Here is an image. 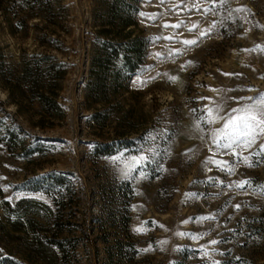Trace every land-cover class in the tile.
<instances>
[{
	"label": "rangeland",
	"instance_id": "obj_1",
	"mask_svg": "<svg viewBox=\"0 0 264 264\" xmlns=\"http://www.w3.org/2000/svg\"><path fill=\"white\" fill-rule=\"evenodd\" d=\"M63 2L68 21L59 56L68 67L58 100L65 115L34 126L36 114L16 113L0 87V117L25 137L11 156L0 145L2 197L51 204L48 190L77 208L75 264H264V158L253 155L264 140L251 149L222 148L214 132L223 121L205 122L209 108L215 115L219 105L225 116L239 106L232 97L264 93V51L257 48L264 46V0H140L137 21L148 44L124 96L142 133L104 155L97 150L115 137L118 113L105 126H89L84 86L93 0ZM33 34L20 41L0 28V52L15 60L20 47L36 45ZM245 180L251 185L236 186Z\"/></svg>",
	"mask_w": 264,
	"mask_h": 264
},
{
	"label": "trees",
	"instance_id": "obj_2",
	"mask_svg": "<svg viewBox=\"0 0 264 264\" xmlns=\"http://www.w3.org/2000/svg\"><path fill=\"white\" fill-rule=\"evenodd\" d=\"M139 1L93 0L94 38L88 49L84 86L85 105L92 111L89 126H105L110 114L118 113L115 137L97 150L101 155L130 143L132 133H137V137L142 133L130 116L131 105L124 96L129 91V80L142 69L148 44L137 21ZM67 17L68 7L63 0H0V28L20 41L33 30L36 42L31 50L20 47L15 60L0 52V87L7 92L16 113L29 117L36 114V118L29 119L40 128L53 125L65 115L58 98L68 67L59 56L64 53L62 34L67 31ZM95 105H101L103 110ZM19 133L0 117V145L10 156L18 151L19 144H25V137ZM62 180L61 176L55 178L56 183ZM120 188L121 195L129 191ZM44 191L51 197V204L28 196L12 203L2 197L0 188V264H75L77 261L81 241L73 233L77 208L67 204L62 195ZM120 222L126 229L128 215L120 214ZM118 243L130 245L128 240Z\"/></svg>",
	"mask_w": 264,
	"mask_h": 264
},
{
	"label": "snow or ice",
	"instance_id": "obj_3",
	"mask_svg": "<svg viewBox=\"0 0 264 264\" xmlns=\"http://www.w3.org/2000/svg\"><path fill=\"white\" fill-rule=\"evenodd\" d=\"M161 3H164L165 0H160ZM213 4L216 3V0H212ZM221 3H224L225 0H220ZM193 7H199V5H193ZM211 9H205V11H210ZM237 11H247L246 8L237 9ZM172 27H180L179 24L171 25ZM168 27V25H165ZM197 28V25L193 24L192 28L189 31ZM206 32H201L200 35H206ZM185 45H194L197 43L195 39L184 40ZM258 49L264 51V46H257ZM245 51H256V49H247ZM189 63H191L189 61ZM264 78V77H262ZM171 80L175 81L177 77H170ZM251 90V89H250ZM219 91V90H213ZM231 99L235 100L238 103V107L232 108L225 116H220L218 113L221 110L220 106H217L216 114H213V109L209 108L207 110L206 123L212 124L217 121H223L222 127L216 129L214 132L215 142L219 147L226 149L233 148H243L251 149L258 141L264 140V93H260L256 97H232ZM243 102V103H241ZM199 128V125H197ZM220 140H224V143H220ZM234 155H239V153H233ZM255 156H260L264 158V143H259V148L253 153ZM140 158H133V162H138ZM242 160L249 167L253 166V161L249 156H242ZM256 163H259L257 161ZM231 171V169H229ZM245 185H251V181L245 180L238 183L236 186L238 188H244ZM262 192H264V185L258 186ZM237 208L240 205H236ZM205 219V218H201ZM212 243H216L213 241ZM145 251H148L147 249Z\"/></svg>",
	"mask_w": 264,
	"mask_h": 264
}]
</instances>
